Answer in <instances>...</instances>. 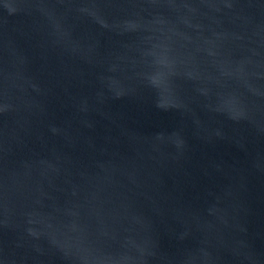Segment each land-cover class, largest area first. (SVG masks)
<instances>
[{"label":"water","instance_id":"1","mask_svg":"<svg viewBox=\"0 0 264 264\" xmlns=\"http://www.w3.org/2000/svg\"><path fill=\"white\" fill-rule=\"evenodd\" d=\"M0 264H264V0H0Z\"/></svg>","mask_w":264,"mask_h":264}]
</instances>
